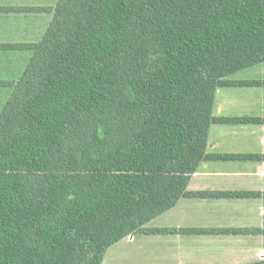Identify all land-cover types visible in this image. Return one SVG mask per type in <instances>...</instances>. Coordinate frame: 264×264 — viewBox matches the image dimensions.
Here are the masks:
<instances>
[{"label": "trees", "instance_id": "16d2710c", "mask_svg": "<svg viewBox=\"0 0 264 264\" xmlns=\"http://www.w3.org/2000/svg\"><path fill=\"white\" fill-rule=\"evenodd\" d=\"M49 12L38 43L10 47L31 53L18 80L0 82V264H103L182 197L206 195L187 192L200 162L251 157L206 145L212 124L264 122L212 115L216 89L264 84L227 79L264 62V0H57Z\"/></svg>", "mask_w": 264, "mask_h": 264}, {"label": "crops", "instance_id": "0c3cea01", "mask_svg": "<svg viewBox=\"0 0 264 264\" xmlns=\"http://www.w3.org/2000/svg\"><path fill=\"white\" fill-rule=\"evenodd\" d=\"M56 1L0 0V9H9L0 10V73L19 66L23 72L30 53L10 47L38 43ZM19 77H2L0 82H15ZM227 79L264 82V62ZM3 90L8 98L11 88L0 86ZM212 115L263 120L264 84L216 89ZM206 153L251 157L200 162L187 192L206 195L182 197L145 226L150 232L132 234L109 247L103 264H251L264 260V122L212 124ZM165 229L175 231L152 232ZM184 229L236 232L191 234Z\"/></svg>", "mask_w": 264, "mask_h": 264}, {"label": "rangeland", "instance_id": "374dc122", "mask_svg": "<svg viewBox=\"0 0 264 264\" xmlns=\"http://www.w3.org/2000/svg\"><path fill=\"white\" fill-rule=\"evenodd\" d=\"M22 69H23V67L19 66V67L15 68L13 71L0 73V78H2V77H8L9 79L10 78H17L19 75L22 74ZM7 95H8L7 91H5V90L0 91V111L3 108V106L7 100Z\"/></svg>", "mask_w": 264, "mask_h": 264}]
</instances>
